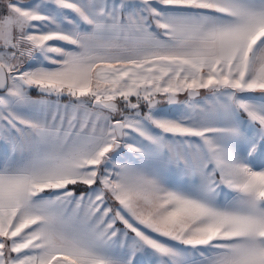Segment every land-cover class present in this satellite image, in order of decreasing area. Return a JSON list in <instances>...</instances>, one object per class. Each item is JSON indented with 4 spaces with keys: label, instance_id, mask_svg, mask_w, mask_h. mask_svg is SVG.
Masks as SVG:
<instances>
[{
    "label": "snow or ice",
    "instance_id": "6c2138e0",
    "mask_svg": "<svg viewBox=\"0 0 264 264\" xmlns=\"http://www.w3.org/2000/svg\"><path fill=\"white\" fill-rule=\"evenodd\" d=\"M0 264H264V0H0Z\"/></svg>",
    "mask_w": 264,
    "mask_h": 264
}]
</instances>
